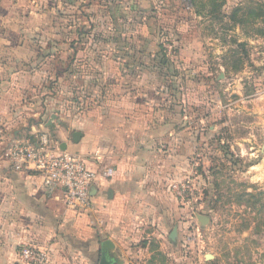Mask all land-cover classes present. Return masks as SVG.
<instances>
[{
	"label": "rangeland",
	"instance_id": "1",
	"mask_svg": "<svg viewBox=\"0 0 264 264\" xmlns=\"http://www.w3.org/2000/svg\"><path fill=\"white\" fill-rule=\"evenodd\" d=\"M27 2L39 28L19 47L11 33L15 46L0 47V60L37 73L40 131L53 134L44 123L54 113L80 128L90 108L146 101L183 134L166 200L134 207L113 250L120 262L264 264V0ZM20 77L22 102L29 80Z\"/></svg>",
	"mask_w": 264,
	"mask_h": 264
},
{
	"label": "crops",
	"instance_id": "2",
	"mask_svg": "<svg viewBox=\"0 0 264 264\" xmlns=\"http://www.w3.org/2000/svg\"><path fill=\"white\" fill-rule=\"evenodd\" d=\"M22 1L0 2L1 48L27 44L23 34L39 28L38 9ZM11 33L15 34V44L10 42ZM5 57L0 60V264H19V250L24 246L48 251L49 264H86L82 254L89 256V264H95L90 256L104 241L110 240L115 249H119L118 242L123 244L127 236L123 232L130 229L126 220L134 207L149 206V199L166 200V187L176 174L172 160L183 158V134H172L170 113L158 114L146 101L127 107L121 104L108 114L101 107L90 108L84 112L80 128H67L57 113L51 114V120L44 124L53 130L55 145L81 156L98 173L93 187L94 210H69L61 194H44L42 178L36 173L16 172L4 150L13 126L19 127L13 132L15 139H32L44 127L45 115L42 102L37 100L43 89L38 87L37 73L28 76L21 72L22 60ZM105 73L111 76L110 71ZM23 74L29 80L24 93L30 99L21 102ZM113 84L108 90L120 93V85ZM76 132L81 133L78 143L73 141ZM175 142L179 146L172 152ZM109 168L115 169L114 176L104 177ZM111 254L117 258L113 251Z\"/></svg>",
	"mask_w": 264,
	"mask_h": 264
},
{
	"label": "built area",
	"instance_id": "3",
	"mask_svg": "<svg viewBox=\"0 0 264 264\" xmlns=\"http://www.w3.org/2000/svg\"><path fill=\"white\" fill-rule=\"evenodd\" d=\"M7 151L16 172H33L42 178L46 196L61 194L67 209L75 212L94 210L93 187L98 173L81 156L56 146L47 131L35 133L32 139H15ZM114 174L113 168L103 172L104 177ZM19 264H49L48 251L24 246L19 252Z\"/></svg>",
	"mask_w": 264,
	"mask_h": 264
},
{
	"label": "water",
	"instance_id": "4",
	"mask_svg": "<svg viewBox=\"0 0 264 264\" xmlns=\"http://www.w3.org/2000/svg\"><path fill=\"white\" fill-rule=\"evenodd\" d=\"M81 138V133L76 132L73 134L74 143H78ZM66 151L65 147L61 148ZM115 249V245L110 241L106 240L101 245V261L99 264H122L117 258H115L111 252ZM209 259H213V256L208 255Z\"/></svg>",
	"mask_w": 264,
	"mask_h": 264
},
{
	"label": "flooded vegetation",
	"instance_id": "5",
	"mask_svg": "<svg viewBox=\"0 0 264 264\" xmlns=\"http://www.w3.org/2000/svg\"><path fill=\"white\" fill-rule=\"evenodd\" d=\"M100 261H101V259H100Z\"/></svg>",
	"mask_w": 264,
	"mask_h": 264
}]
</instances>
